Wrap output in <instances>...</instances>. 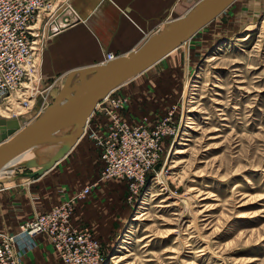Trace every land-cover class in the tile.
<instances>
[{"label": "rangeland", "instance_id": "rangeland-1", "mask_svg": "<svg viewBox=\"0 0 264 264\" xmlns=\"http://www.w3.org/2000/svg\"><path fill=\"white\" fill-rule=\"evenodd\" d=\"M173 53L183 60V71L172 67L173 83L153 86L165 105L148 104L144 100L155 93L146 91L140 119L129 124L124 117L131 99L121 90L145 70L109 94L121 104L112 111L129 126L151 128L169 117L172 131L161 139L157 168L147 172L132 199L126 190L121 224L106 245L98 244V264H264V0H233ZM38 76V91L51 85ZM66 76L52 83L47 101ZM42 95L35 92L28 104L16 92L0 98V118L22 114L30 120ZM109 108L105 99L93 112L108 119ZM32 153L10 164L0 180L10 185L17 171H32L27 161L46 162L36 149ZM144 198L145 208L138 210ZM36 236L54 253L46 233H23L12 249L17 264L34 252Z\"/></svg>", "mask_w": 264, "mask_h": 264}, {"label": "crops", "instance_id": "crops-1", "mask_svg": "<svg viewBox=\"0 0 264 264\" xmlns=\"http://www.w3.org/2000/svg\"><path fill=\"white\" fill-rule=\"evenodd\" d=\"M193 1L67 0V5L61 7L46 24L44 20L40 23L44 34L39 70L42 82H56L59 78L64 79L71 70L103 63L107 52L115 56L125 55L169 20L187 11ZM182 62L180 55L172 51L145 70L149 74L123 87L121 92L131 99L124 114L129 124L140 119L141 101L146 91L155 93L152 97L148 95L151 100L149 97L144 100L148 104L157 106L166 100L153 86L173 83L175 75L171 68L178 67L182 72ZM106 121L104 114L92 112L84 133L63 157L41 174L30 177L27 174L31 170L17 171L10 185L0 180V186H3L0 189L1 232H17L18 225L34 214L47 211L89 185L85 197L73 203L69 224L88 227L98 244L106 245L111 240L126 210V180L99 179L102 169L99 148L88 137L90 131L104 128ZM36 238L37 247L23 258L21 264H59L55 252L50 253L44 238Z\"/></svg>", "mask_w": 264, "mask_h": 264}, {"label": "built area", "instance_id": "built-area-1", "mask_svg": "<svg viewBox=\"0 0 264 264\" xmlns=\"http://www.w3.org/2000/svg\"><path fill=\"white\" fill-rule=\"evenodd\" d=\"M66 5L67 0H0V98H7L16 92L18 101L28 104L35 92L40 95L43 93V101L36 109V115L50 104L51 101H47L46 97L55 80L42 91L36 89L44 43L40 23L44 20L46 24ZM114 57L107 52L102 62ZM53 89L55 93L57 86ZM54 93L49 99H52ZM108 102L111 108L104 109L108 117L105 128L99 134L90 131L88 137L99 148L102 161L99 179L126 180V199L130 200L147 172L159 162L161 139L172 131L169 126L170 118H162L151 128L140 124L129 126L112 111L121 104L114 101L113 97L108 98ZM21 115L12 114V117H18L24 124L29 121L22 120ZM89 188V185L83 186L67 200L51 206L46 213L36 214L22 222L15 233L0 231V264H17L12 254L17 236L39 232L49 236L52 249L63 264H98V242L92 238L87 228L69 224L73 203L85 197Z\"/></svg>", "mask_w": 264, "mask_h": 264}, {"label": "water", "instance_id": "water-1", "mask_svg": "<svg viewBox=\"0 0 264 264\" xmlns=\"http://www.w3.org/2000/svg\"><path fill=\"white\" fill-rule=\"evenodd\" d=\"M232 1L197 0L187 11L169 20L160 30L125 55L116 56L104 64L71 70L50 104L22 128H19L13 117L0 118V166L25 147L43 141L62 127L74 125L72 132L52 139L61 142V145L48 162L36 164L30 160L24 165L27 168L37 167L27 174L30 177L50 168L82 135V128L95 105L109 91L159 61L216 17ZM157 165L158 163L154 165V169Z\"/></svg>", "mask_w": 264, "mask_h": 264}, {"label": "bare ground", "instance_id": "bare-ground-1", "mask_svg": "<svg viewBox=\"0 0 264 264\" xmlns=\"http://www.w3.org/2000/svg\"><path fill=\"white\" fill-rule=\"evenodd\" d=\"M189 40H190V38L189 39H187L186 41H184V42H182L181 44H184V43H186V42H189ZM180 44V45H181ZM217 48V47H216ZM175 49V48H174ZM173 49V50H174ZM42 50H43V48H42ZM173 50H171V51H173ZM171 51H169L167 54H169ZM110 54H113V53H111L110 52ZM166 54V55H167ZM165 55V56H166ZM113 56H115L114 54H113ZM116 57V56H115ZM114 57V58H115ZM164 57V56H163ZM162 57V58H163ZM105 63V62H104ZM104 63H98V64H104ZM151 67V66H150ZM149 68V67H148ZM39 69H40V66H39ZM146 70V69H145ZM144 71V70H143ZM193 86V85H192ZM118 87V86H117ZM60 88V87H59ZM116 88V87H115ZM114 88V89H115ZM114 89H112L111 91H109V93H107L100 101H103V100H105L106 98L108 99V97H109V94L114 90ZM55 96V95H54ZM53 96V97H54ZM52 97V98H53ZM51 101H52V99H51ZM29 103V102H28ZM98 104V103H97ZM97 104L95 105V106H97ZM29 107H30V104H29ZM27 108H28V105H27ZM46 108V107H45ZM44 108V109H45ZM94 111V110H93ZM43 112V111H42ZM37 117V116H36ZM16 120H17V123H18V126H19V128H22L23 126H25V125H27L28 123H30L33 119H31V120H29L28 122H26L25 124H24V122H22L18 117H16L15 118ZM86 124H87V121H86V123H85V125H84V127L82 128V133H84V129H85V126H86ZM74 130V125H70V126H66V127H62V128H60V129H58L56 132H54V133H52V134H50L48 137H45L44 139H43V141L41 140V141H38V142H35V143H33V144H31V145H29V146H27V147H25L24 149H22V150H20L19 152H17L16 154H14L10 159H8L3 165H1L0 166V173L2 172V174H4L5 172H6V168L7 167H9L10 166V164H12V163H19V161H23V160H27V159H29L28 158V154H30V153H32V151L34 150V149H36V153H37V155L39 156L38 158H40V159H42V160H44V161H46V162H48V160H49V158L58 150V148L60 147V145H61V142H59V141H54V140H52L53 138L55 139V138H59V137H61V136H64V135H66V134H68V133H70V132H72ZM48 139V140H47ZM44 140H47V141H44ZM176 153H181V151H176ZM33 154V153H32ZM33 162H35L36 163V161L35 160H32ZM27 162H31V161H27ZM26 163V162H25ZM39 163V162H38ZM38 163H36V164H38ZM40 164V163H39ZM13 165V164H12ZM16 165V164H15ZM14 166V165H13ZM16 167V166H15ZM32 170H35L37 167H34V166H29ZM49 169V168H48ZM46 171V170H45ZM44 172V171H43ZM7 173H13V171H8ZM146 194H147V192L145 193V194H143L144 196L143 197H145L146 196ZM83 199V198H82ZM145 199L146 198H144L143 199V202H141V204H140V206H139V208H138V210H142V209H144L145 207H144V205L146 204V202H145ZM81 200V199H80ZM138 210L136 211L137 212V214H138ZM142 214V213H141ZM134 219H135V217H134ZM126 233V232H125ZM125 233H123V235L120 237V239H119V241H124V237H125ZM141 240V239H140ZM119 244H120V242H119Z\"/></svg>", "mask_w": 264, "mask_h": 264}]
</instances>
